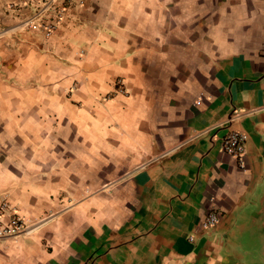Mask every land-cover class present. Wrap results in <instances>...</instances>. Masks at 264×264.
Masks as SVG:
<instances>
[{"label": "crops", "instance_id": "0c3cea01", "mask_svg": "<svg viewBox=\"0 0 264 264\" xmlns=\"http://www.w3.org/2000/svg\"><path fill=\"white\" fill-rule=\"evenodd\" d=\"M77 1L49 38L0 32V200L32 226L0 264H264V0ZM78 45L73 96L129 90L91 117L56 93ZM158 98L184 103L166 119Z\"/></svg>", "mask_w": 264, "mask_h": 264}, {"label": "rangeland", "instance_id": "374dc122", "mask_svg": "<svg viewBox=\"0 0 264 264\" xmlns=\"http://www.w3.org/2000/svg\"><path fill=\"white\" fill-rule=\"evenodd\" d=\"M29 0L25 3L29 4L30 7L33 8V11L31 13H28L27 15L23 14V18H20V9L25 6L24 2H17L16 6H14L13 9H8L6 7V4L8 2L6 1H0V32L13 29L12 31H34L39 32L42 34L45 38L51 37L58 29V27L63 23L65 19V14L67 10V0ZM34 2V3H32ZM78 4H82L83 0H78ZM43 3V4H40ZM45 4V5H44ZM44 5V9L46 10L45 14H42L41 17H35V13ZM10 12L15 13L13 14L12 22H6L8 18H10ZM19 12V13H18ZM18 18V19H16ZM16 20V22H15ZM29 20H33L34 25L30 26V24L26 25L25 22H28ZM75 58H76V72L72 73L69 72V67H65L66 69L63 70L62 77L69 78L71 77L70 82H65V85L60 89L57 90L56 93H65L67 99L70 98L68 101L70 103L74 104L76 108L79 110L83 108L84 112L86 109V112L88 113V117L91 115L94 116V111L101 110L104 108V104L114 98L116 95L120 94L124 97H129V90L126 88L123 80L121 77H117L114 81V90L108 91L104 89H98L94 91L93 93H90V99L91 103L88 106V103H85L83 99H79L78 96H73L74 93L81 92V89L84 88L85 84L88 82V76L87 71L85 69L84 63L86 58V50L82 45H78L76 52H75ZM72 71V70H71ZM65 73V74H64ZM71 74V75H70ZM158 78V75H157ZM65 79V78H64ZM151 84L159 88L160 84L159 82H153L150 81ZM55 85V84H54ZM73 96V97H72ZM157 105L162 107V113L159 114L162 118H173L172 114L175 113L181 103H184V99L180 98H170V101L168 102L167 106L162 105V99L158 98ZM91 107V108H90ZM91 112H90V111ZM174 111V112H170ZM93 111V112H92ZM86 119L88 120L87 116ZM92 119V118H89ZM94 119V118H93ZM61 121L64 122L65 119L61 118ZM92 121V120H88ZM180 121L175 120L176 126H179ZM71 133V130L69 126H67V129L60 130V134H66L67 137H69ZM56 135V134H55ZM58 211V210H56ZM62 212V211H61ZM60 213V212H59ZM27 225V224H26ZM28 226V225H27ZM29 228L32 226H28Z\"/></svg>", "mask_w": 264, "mask_h": 264}, {"label": "built area", "instance_id": "2783aa9c", "mask_svg": "<svg viewBox=\"0 0 264 264\" xmlns=\"http://www.w3.org/2000/svg\"><path fill=\"white\" fill-rule=\"evenodd\" d=\"M15 5L16 3L14 2H8L6 4V7L8 9H13ZM43 7L40 8L34 14L35 16L33 18L41 17L42 14H45L46 10ZM34 22L35 21L33 20H29L28 22L25 23L26 25L30 24V26H33ZM263 54H264V45H263ZM236 115L237 114H235L234 116ZM246 138L247 137L244 132L231 131L223 137L221 147L227 154L240 160L241 156L245 152ZM56 208L59 207L56 206ZM64 209L65 208L57 209L58 211L55 212L58 213L63 211ZM217 223H218V214L215 212H211L208 215H206L205 219L201 223V226L204 229H208L214 227ZM30 228L26 225L24 218H22V216L18 213V211L13 206H11L8 203V201H6L5 199L0 200V238L16 237L20 234L30 231ZM191 239L192 238H190V240Z\"/></svg>", "mask_w": 264, "mask_h": 264}, {"label": "bare ground", "instance_id": "6f19581e", "mask_svg": "<svg viewBox=\"0 0 264 264\" xmlns=\"http://www.w3.org/2000/svg\"><path fill=\"white\" fill-rule=\"evenodd\" d=\"M32 228H30V230H31Z\"/></svg>", "mask_w": 264, "mask_h": 264}]
</instances>
